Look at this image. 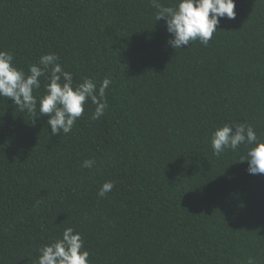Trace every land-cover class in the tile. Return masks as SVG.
Returning <instances> with one entry per match:
<instances>
[{
    "label": "trees",
    "instance_id": "obj_1",
    "mask_svg": "<svg viewBox=\"0 0 264 264\" xmlns=\"http://www.w3.org/2000/svg\"><path fill=\"white\" fill-rule=\"evenodd\" d=\"M234 11L207 45L175 50L150 0H0L16 67L55 53L74 83L111 80L105 115L89 100L68 134L0 97V264H35L67 227L90 264H264V174L239 161L244 145L211 148L226 123L264 141V0Z\"/></svg>",
    "mask_w": 264,
    "mask_h": 264
},
{
    "label": "clouds",
    "instance_id": "obj_2",
    "mask_svg": "<svg viewBox=\"0 0 264 264\" xmlns=\"http://www.w3.org/2000/svg\"><path fill=\"white\" fill-rule=\"evenodd\" d=\"M155 9V21L163 18L170 34L167 43L173 49L184 48L194 41L207 45L216 32L221 19H235V0H175L166 6L162 0H150ZM14 55L0 50V97L11 98L21 113H27L33 126L38 116L47 115L51 134L72 131L76 121L84 114L90 100L95 109L91 119L99 120L108 108L106 89L110 78H104L97 86L91 78L74 83L71 72L66 71L55 53L43 54L37 63L29 65L27 73L13 64ZM45 77L43 95H34L41 88ZM244 145L246 152L239 161L248 163L249 174H264V141L258 139L252 125L246 123L224 124L211 134V148L217 157L225 151H237ZM94 159H86L82 167L92 169ZM115 186L106 181L99 188L98 196L105 197ZM35 264H90V253L84 247L81 233L73 227L63 230L61 236L43 245ZM247 264H256L251 257Z\"/></svg>",
    "mask_w": 264,
    "mask_h": 264
}]
</instances>
